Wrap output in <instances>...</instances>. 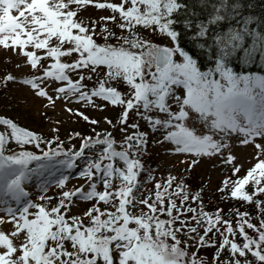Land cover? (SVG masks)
<instances>
[{
	"label": "snow or ice",
	"instance_id": "6c2138e0",
	"mask_svg": "<svg viewBox=\"0 0 264 264\" xmlns=\"http://www.w3.org/2000/svg\"><path fill=\"white\" fill-rule=\"evenodd\" d=\"M192 4L0 0V48L17 71L29 69L28 78H0L4 90L26 88L53 112L63 104L91 131L61 139L62 120L45 136L0 116V226L12 225L0 230V264H264V75L231 66L240 53L246 65L257 54L264 63V33L249 27L252 18L233 26L241 0ZM89 7L110 15L86 18ZM178 25L213 68L201 70ZM109 107L120 109L115 120L87 114ZM101 123L111 130L97 131ZM249 144L258 152L244 169L233 149ZM153 145H169L183 170L157 177L144 159ZM217 162L230 172L221 199L255 213L207 209L211 188L193 187L190 174ZM73 173L83 183L69 187ZM78 202L88 207L74 215Z\"/></svg>",
	"mask_w": 264,
	"mask_h": 264
},
{
	"label": "rangeland",
	"instance_id": "374dc122",
	"mask_svg": "<svg viewBox=\"0 0 264 264\" xmlns=\"http://www.w3.org/2000/svg\"><path fill=\"white\" fill-rule=\"evenodd\" d=\"M116 2H119V0H116ZM83 15L87 18L107 16L110 15V13L108 11L102 12L93 7H89ZM145 35L161 45H167L170 42L168 39L155 34L145 33ZM16 65V57L10 52H6L4 49L0 48V78L7 74H16L18 78H28L26 74L29 69L22 67L20 71H17ZM72 106L80 107V105ZM45 112L51 120L45 118ZM119 112V108L109 107L102 112L92 111L87 114L98 119L106 117L115 120ZM0 116L11 118L19 126L45 136H51L52 132L50 129L52 128L53 123L61 120L64 121L61 126V139L68 137L73 129L91 134L90 126H88L87 129H84L80 128L79 123L73 122L75 117H71L66 111H64L63 104L58 103L53 112L45 107L44 100L36 99L26 88H21L17 84H8L7 90H4V81L2 79H0ZM141 124L143 125L142 121ZM102 128H109V126L106 123H101L100 127L97 128V131ZM109 130L111 129L109 128ZM114 136L118 141L123 138V134L118 130L114 132ZM257 142L264 144V140H258ZM72 143L76 144L77 147L79 146L78 140L72 141ZM168 147L169 145H153L149 148V154L144 158L146 162H150V165L147 164L149 167L157 169L155 173L157 177H162L166 173L175 172L178 169L183 170V166L178 163L181 157L170 156L167 151ZM233 152L243 164L244 169L251 167V165L256 162L255 156L257 155L258 150L251 144L246 147L237 145L234 147ZM78 171L79 169H77V172ZM191 174L199 178L198 181L200 182V185H203L206 189L210 187L211 190L215 192L221 181L224 180L227 175H230V172L227 167H222L217 162L215 165H212L211 163H201L191 171ZM75 176L76 173H73V179L70 180L69 187L83 183V181L75 179ZM209 179L211 180L210 186L208 184ZM149 187H151V185H149ZM28 191L35 193L37 190L33 186H29ZM53 191H55V189H53ZM32 198L35 199V195H33ZM86 207H88L86 203L78 202L77 206L72 209V214H79ZM0 215H3V213H0ZM11 228V224L0 226V230L5 232L9 231Z\"/></svg>",
	"mask_w": 264,
	"mask_h": 264
},
{
	"label": "trees",
	"instance_id": "16d2710c",
	"mask_svg": "<svg viewBox=\"0 0 264 264\" xmlns=\"http://www.w3.org/2000/svg\"><path fill=\"white\" fill-rule=\"evenodd\" d=\"M189 2L191 7H195V5L192 4V0H189ZM241 2L243 4V8L240 17L238 18L239 23H237L236 21H232L233 26L240 27L243 25L245 20H247L248 18H252L253 23L250 24L249 27L254 30L260 31L261 33H264V0H241ZM197 15L200 16L201 19L205 18L204 14L199 9H197ZM227 27L228 25L225 24L224 28L226 29ZM177 28L183 33L181 37L182 46L198 60L201 70L207 71L209 68H213L215 66L214 59L211 58L206 51H202L197 47V43L192 39L191 33L184 32L182 25H178ZM213 31H215V29H213ZM248 42L249 44L251 43L250 38ZM212 55L214 56V53ZM241 57L242 53L238 54L231 60V66L238 74L252 73L264 75V63L260 61L258 54L254 62L247 65L242 62ZM146 163L150 165L149 161ZM198 179L199 178L197 176L190 174V181L193 187L201 186ZM205 203L208 210L222 208L225 212H228L232 207H239L241 211H243L245 207H247L248 211H250L251 213H255V208L253 206H242L239 202L231 200L225 203L224 200L221 199L220 194L216 191L214 192L213 190L209 191L205 196ZM212 251L214 250H206L208 255H210Z\"/></svg>",
	"mask_w": 264,
	"mask_h": 264
},
{
	"label": "bare ground",
	"instance_id": "6f19581e",
	"mask_svg": "<svg viewBox=\"0 0 264 264\" xmlns=\"http://www.w3.org/2000/svg\"><path fill=\"white\" fill-rule=\"evenodd\" d=\"M79 124H80V128H84V129H87V127L89 126L83 122H80Z\"/></svg>",
	"mask_w": 264,
	"mask_h": 264
}]
</instances>
